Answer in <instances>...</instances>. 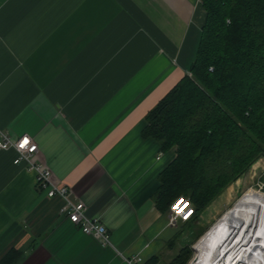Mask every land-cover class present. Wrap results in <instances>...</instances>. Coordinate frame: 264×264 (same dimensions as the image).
Here are the masks:
<instances>
[{
    "label": "crops",
    "instance_id": "crops-1",
    "mask_svg": "<svg viewBox=\"0 0 264 264\" xmlns=\"http://www.w3.org/2000/svg\"><path fill=\"white\" fill-rule=\"evenodd\" d=\"M205 17L202 0H0V133L31 136L33 160L147 264H170L187 242L156 199L176 148L143 136L146 115L190 75ZM16 156L0 149V258L16 248L17 264H127Z\"/></svg>",
    "mask_w": 264,
    "mask_h": 264
},
{
    "label": "trees",
    "instance_id": "trees-1",
    "mask_svg": "<svg viewBox=\"0 0 264 264\" xmlns=\"http://www.w3.org/2000/svg\"><path fill=\"white\" fill-rule=\"evenodd\" d=\"M202 7L191 75L147 113L143 130L162 151L176 148L156 199L169 211L177 197L190 198L195 215L181 223L189 227L264 156V0H202ZM192 253L183 247L170 264H186ZM22 254L12 248L0 264H17Z\"/></svg>",
    "mask_w": 264,
    "mask_h": 264
},
{
    "label": "built area",
    "instance_id": "built-area-1",
    "mask_svg": "<svg viewBox=\"0 0 264 264\" xmlns=\"http://www.w3.org/2000/svg\"><path fill=\"white\" fill-rule=\"evenodd\" d=\"M210 69L213 70V68ZM0 149H15L17 152L15 163H24L28 170L35 173L38 187L46 190L49 198H59L62 201L60 213L67 216L71 222L79 226L84 233L95 237L103 247L112 248L127 264H145L142 255L135 254L127 256L120 251L114 244L107 226L100 220L92 218L87 214L85 203L74 195L70 187L57 182L46 164L33 160L32 156L38 151V144L31 136L25 135L14 138L7 132H1ZM195 212L196 210L191 199L185 196H179L171 204L169 209L170 224L177 226L179 223L190 221L194 217ZM193 249H196L195 245ZM239 255L235 256V254H232L229 256L227 254L222 259H217L210 264H255V254L248 252L244 257ZM196 256L197 254L195 253L188 264H194Z\"/></svg>",
    "mask_w": 264,
    "mask_h": 264
},
{
    "label": "bare ground",
    "instance_id": "bare-ground-1",
    "mask_svg": "<svg viewBox=\"0 0 264 264\" xmlns=\"http://www.w3.org/2000/svg\"><path fill=\"white\" fill-rule=\"evenodd\" d=\"M194 264H210L227 254H255L254 263L264 264V196H243L215 222L195 244Z\"/></svg>",
    "mask_w": 264,
    "mask_h": 264
},
{
    "label": "rangeland",
    "instance_id": "rangeland-1",
    "mask_svg": "<svg viewBox=\"0 0 264 264\" xmlns=\"http://www.w3.org/2000/svg\"><path fill=\"white\" fill-rule=\"evenodd\" d=\"M247 199L264 196V156L260 157L251 168L239 179L228 186L205 210L209 211L210 221L206 223L203 229L189 227L186 224L179 223V227H184V241L187 242L183 247L189 246L192 250L191 258L186 262L188 264L195 254L193 246L204 236L205 232L217 222L228 211L241 196ZM242 196V197H243ZM204 210V211H205ZM206 211V212H207ZM182 225V226H181ZM182 247V248H183Z\"/></svg>",
    "mask_w": 264,
    "mask_h": 264
},
{
    "label": "snow or ice",
    "instance_id": "snow-or-ice-1",
    "mask_svg": "<svg viewBox=\"0 0 264 264\" xmlns=\"http://www.w3.org/2000/svg\"><path fill=\"white\" fill-rule=\"evenodd\" d=\"M25 143H27L26 141H25ZM22 147H23V145H21Z\"/></svg>",
    "mask_w": 264,
    "mask_h": 264
}]
</instances>
